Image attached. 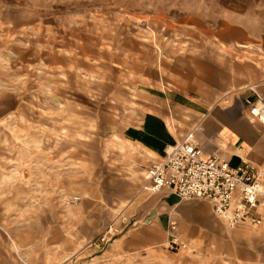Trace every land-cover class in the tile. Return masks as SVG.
I'll list each match as a JSON object with an SVG mask.
<instances>
[{
  "label": "rangeland",
  "instance_id": "rangeland-1",
  "mask_svg": "<svg viewBox=\"0 0 264 264\" xmlns=\"http://www.w3.org/2000/svg\"><path fill=\"white\" fill-rule=\"evenodd\" d=\"M223 1L0 0V264H264V226L229 229L197 199L164 212L123 139L166 97L196 105L202 62L226 71L249 57L243 28L225 27L244 22L242 2ZM254 83L220 96L233 92L241 114ZM195 116L167 120L178 141L195 137ZM251 125L264 174V127Z\"/></svg>",
  "mask_w": 264,
  "mask_h": 264
},
{
  "label": "crops",
  "instance_id": "crops-1",
  "mask_svg": "<svg viewBox=\"0 0 264 264\" xmlns=\"http://www.w3.org/2000/svg\"><path fill=\"white\" fill-rule=\"evenodd\" d=\"M226 2L234 8L237 3L241 5L242 2L244 22L241 25L227 24L225 27L227 29L243 28L244 47L246 48L248 45L250 47L249 52H246L249 57H246L243 65L238 68L235 57H228L226 71H216L214 63L202 62V69H205L207 74L201 78L203 87L197 91L196 101L191 99L196 102V105L193 106L189 104L192 109H189V105L184 104L180 96L189 100L190 98L176 93L177 97L176 95L174 97L180 100L174 101L170 100L171 98H164L163 103H160V111H149L136 124L130 126L123 139L139 150L140 164L149 163L148 167H150L152 164L161 163L164 160L167 147L178 142L184 131L179 126L171 130L167 120L171 118L177 124L182 123L184 109L193 112L195 117L198 116L194 120L197 121L196 126L198 125V129L195 131V141L204 158L216 155L231 167H237L244 161H261V139H259L258 130L243 116L244 109L241 114L232 110V102L236 99L235 96H232L233 92L220 95L226 93L225 88L230 87L231 83L232 85H241L245 82L259 80L258 92L264 99V0H226ZM232 42L235 43L234 40H230L229 43ZM253 46L256 50H253ZM257 61L260 63L258 64ZM199 80L198 77L197 82ZM223 82L227 84L226 87ZM242 93L240 98L238 97L240 102L244 96V92ZM225 95H228V98L232 97L228 99ZM223 100L227 106H221ZM147 188L145 180L142 190L151 196L158 195L164 212L167 211V207L171 203L178 200L170 189L163 188L159 192H151ZM163 217L165 219L166 216ZM200 218L205 219L204 217ZM232 234L235 240L241 241L242 235L246 237L243 231H235ZM248 252L246 249L239 251V256L243 257L244 262H246L245 259L249 258Z\"/></svg>",
  "mask_w": 264,
  "mask_h": 264
},
{
  "label": "built area",
  "instance_id": "built-area-1",
  "mask_svg": "<svg viewBox=\"0 0 264 264\" xmlns=\"http://www.w3.org/2000/svg\"><path fill=\"white\" fill-rule=\"evenodd\" d=\"M258 88L257 83L243 88V116L264 127V99ZM193 133L187 132L167 147L164 160L147 168V189H170L180 201H206L212 215L229 229L264 226V174L250 162L231 167L216 155L204 158ZM169 226L174 232L175 222ZM168 244L170 248L185 247L176 237Z\"/></svg>",
  "mask_w": 264,
  "mask_h": 264
}]
</instances>
